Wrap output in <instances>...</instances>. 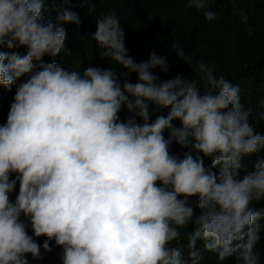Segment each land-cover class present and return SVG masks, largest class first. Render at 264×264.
<instances>
[{"label": "clouds", "instance_id": "1", "mask_svg": "<svg viewBox=\"0 0 264 264\" xmlns=\"http://www.w3.org/2000/svg\"><path fill=\"white\" fill-rule=\"evenodd\" d=\"M212 3L184 7L212 23ZM47 11L44 0H0V47L25 49L0 52V86L16 89L0 125V264L40 259L50 241L62 264H202V251L217 264H264V207H254L264 204V134L239 86L206 61L193 63L178 42L175 55L197 78L160 79L154 71L168 73V57L153 51L136 62L112 12L91 36L109 67L46 62L65 51L62 25L81 23L69 8L45 22ZM233 11L247 25V14ZM174 143L187 151L171 154Z\"/></svg>", "mask_w": 264, "mask_h": 264}, {"label": "trees", "instance_id": "2", "mask_svg": "<svg viewBox=\"0 0 264 264\" xmlns=\"http://www.w3.org/2000/svg\"><path fill=\"white\" fill-rule=\"evenodd\" d=\"M44 3L48 9L44 14L45 22L55 23L58 15L56 9L63 8L76 12L81 20L79 25H62L67 32L65 51L57 57H45L46 62L54 61L67 70L80 72L90 66L109 67L111 62L100 58L91 36L96 31L100 15L112 12L119 17L126 34V47L136 62L146 61L149 54L155 51L158 55L167 56L171 67L168 73L158 69L154 71L160 79L166 80L176 75H189V78L195 79L197 77L191 73V67L181 61L171 47L173 42H178L193 63L204 60L218 76L223 75L239 86L241 104L252 113L250 122L257 132L264 134V119H260V114L264 113V107L260 106V102L264 101V0H213L212 10L217 12L218 20L212 23H208L202 13L186 11L185 0H44ZM234 4L239 12L247 14V25L240 22L239 14H234ZM91 5H95V13L88 11ZM0 52H15L23 56L25 49L0 47ZM117 71L119 74L123 70L118 68ZM129 80L136 83V74H130ZM15 90V85L12 91L0 86V125L6 123ZM167 111L165 109L159 114L166 115ZM120 115L125 120L127 113L122 110ZM155 118L156 114L152 116L153 120ZM174 124L179 126L178 121ZM186 151L175 143L170 148V153L175 155H182ZM10 178L14 179L15 174ZM18 192L19 183L10 198L14 200ZM254 207L260 209L264 204ZM194 212L198 214L199 210L194 208ZM25 223L28 224L26 231L33 235L30 222L25 220ZM34 239L42 245L46 237ZM50 247L51 252L41 247L40 259L34 260L29 254V264H62L61 247L56 246L54 241H50ZM197 247L202 251V242H198ZM257 250L264 261V233L261 234ZM202 255V264H217L215 255L203 251ZM184 258L188 259L187 252ZM225 264H234V261L229 260Z\"/></svg>", "mask_w": 264, "mask_h": 264}]
</instances>
